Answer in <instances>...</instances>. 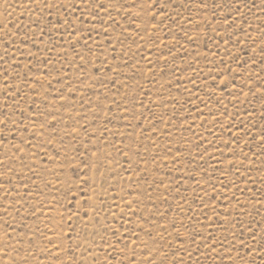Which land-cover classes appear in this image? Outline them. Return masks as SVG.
I'll return each instance as SVG.
<instances>
[{"label": "rangeland", "instance_id": "obj_1", "mask_svg": "<svg viewBox=\"0 0 264 264\" xmlns=\"http://www.w3.org/2000/svg\"><path fill=\"white\" fill-rule=\"evenodd\" d=\"M261 49L264 0H0V264H264Z\"/></svg>", "mask_w": 264, "mask_h": 264}, {"label": "snow or ice", "instance_id": "obj_2", "mask_svg": "<svg viewBox=\"0 0 264 264\" xmlns=\"http://www.w3.org/2000/svg\"><path fill=\"white\" fill-rule=\"evenodd\" d=\"M45 7H47V5H45ZM101 7H103V5L101 4ZM262 52H264V49H261ZM149 264H151V260H149Z\"/></svg>", "mask_w": 264, "mask_h": 264}]
</instances>
